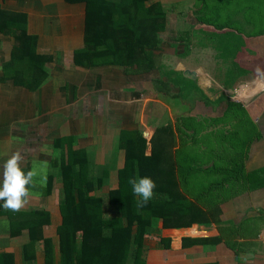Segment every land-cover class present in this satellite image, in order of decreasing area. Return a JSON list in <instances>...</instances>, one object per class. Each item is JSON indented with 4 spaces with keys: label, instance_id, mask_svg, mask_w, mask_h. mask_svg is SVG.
<instances>
[{
    "label": "crops",
    "instance_id": "0c3cea01",
    "mask_svg": "<svg viewBox=\"0 0 264 264\" xmlns=\"http://www.w3.org/2000/svg\"><path fill=\"white\" fill-rule=\"evenodd\" d=\"M0 7L26 15L27 32L36 36V50L46 59L48 72L18 53L13 35L0 32V166L21 152L25 172L42 162L54 168L56 176L50 192L42 189L47 180L41 187L32 185L21 211L0 206L1 264L31 262L32 240L37 242V263L45 264L42 240L58 242L62 152L93 153L97 165L114 168L111 180H116L127 152L143 149L147 156H159L155 168H148L156 186L170 190L174 200L191 202H184L187 212L180 215L185 222L194 219L178 228L160 222L145 241L147 264H264V130L250 113H198L196 107L186 109L178 94L168 103L163 92L169 95L172 90L156 60L157 67L150 71L92 54L85 41L84 3L0 0ZM256 71L258 76L260 64ZM165 116L170 122L164 125ZM236 126L262 133L247 145L220 147L217 152L241 155L221 156L225 166L215 167L212 157L205 156L215 139L205 138L223 130L228 136ZM198 163L213 180H193Z\"/></svg>",
    "mask_w": 264,
    "mask_h": 264
},
{
    "label": "trees",
    "instance_id": "16d2710c",
    "mask_svg": "<svg viewBox=\"0 0 264 264\" xmlns=\"http://www.w3.org/2000/svg\"><path fill=\"white\" fill-rule=\"evenodd\" d=\"M66 1L86 5L85 41L87 48L94 50L92 54L97 52L100 59L121 66L143 65L150 71L157 67L152 47L165 29L169 11L162 0ZM0 15H5L0 20V32L13 35L18 53L36 61L37 67L47 74L46 59L36 50L37 38L27 32L26 15L7 13L1 7ZM72 143L71 140L69 144ZM61 155L58 192L62 223L56 244L42 240L45 264H147L145 241L156 232L160 222L164 227L177 228L194 223V219L185 222L186 218L180 215L187 212L185 203L191 202L174 200L170 190L157 186L146 206L138 207L139 198L134 196L128 181L137 176L154 178L148 168L156 166L159 156L155 152L147 156L144 149L128 151L123 167L116 169L115 186L111 180L114 168L97 165L93 153L78 150ZM55 179V172L50 173L44 191L52 190ZM154 181L156 184L157 180ZM36 243L32 240V261L24 264H38Z\"/></svg>",
    "mask_w": 264,
    "mask_h": 264
},
{
    "label": "rangeland",
    "instance_id": "374dc122",
    "mask_svg": "<svg viewBox=\"0 0 264 264\" xmlns=\"http://www.w3.org/2000/svg\"><path fill=\"white\" fill-rule=\"evenodd\" d=\"M162 2L168 6L169 11L165 29L160 32L158 43L152 47V52L154 62L156 60L157 66H161L165 83L172 90L168 91L169 95L163 92L164 101L169 103V98L172 100V95L178 94L186 109L194 110L196 107L198 113L207 110L217 116L227 109L235 114L250 113L252 119L259 124L258 127L261 125L264 130V0ZM171 4L177 6L169 8L172 7ZM259 64L262 73L260 71L257 76ZM186 71H191L193 78L186 77ZM246 92L250 94L244 97ZM176 103L179 102H174ZM161 108L165 114V109ZM169 122L168 116L162 120L164 125ZM223 131H214L212 135L217 132V137L208 136L206 140L202 138L207 142L210 138L215 139L209 144L205 156L209 160L212 157L218 168L226 163L221 156L241 155L217 152L220 147L227 144L238 147L247 145L262 133V130L258 132L257 129L247 128L245 131L243 126L232 127L227 131L230 133L228 136ZM216 140L220 143L216 144ZM163 155L168 160L172 158L170 153ZM206 162L203 161L205 164ZM33 168L37 172L34 187H41L49 174L54 172V168L42 162L34 163ZM200 168L198 163L193 180H213L212 174H204ZM185 174V171L182 172V179ZM115 185L116 180H113L112 186Z\"/></svg>",
    "mask_w": 264,
    "mask_h": 264
},
{
    "label": "clouds",
    "instance_id": "9594fccd",
    "mask_svg": "<svg viewBox=\"0 0 264 264\" xmlns=\"http://www.w3.org/2000/svg\"><path fill=\"white\" fill-rule=\"evenodd\" d=\"M24 156L21 152L13 153L0 166V202L5 210L21 211L31 195L30 187L34 184L37 172L35 168L25 172L22 167ZM134 196L138 197V207H144L154 196L155 181L148 176L130 178Z\"/></svg>",
    "mask_w": 264,
    "mask_h": 264
},
{
    "label": "water",
    "instance_id": "95a60500",
    "mask_svg": "<svg viewBox=\"0 0 264 264\" xmlns=\"http://www.w3.org/2000/svg\"><path fill=\"white\" fill-rule=\"evenodd\" d=\"M184 75L188 78H193V73L191 71H186Z\"/></svg>",
    "mask_w": 264,
    "mask_h": 264
}]
</instances>
